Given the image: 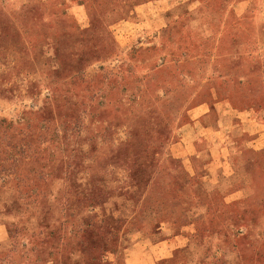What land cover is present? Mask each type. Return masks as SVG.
Instances as JSON below:
<instances>
[{"label": "rangeland", "instance_id": "374dc122", "mask_svg": "<svg viewBox=\"0 0 264 264\" xmlns=\"http://www.w3.org/2000/svg\"><path fill=\"white\" fill-rule=\"evenodd\" d=\"M0 264H264V0H0Z\"/></svg>", "mask_w": 264, "mask_h": 264}, {"label": "crops", "instance_id": "0c3cea01", "mask_svg": "<svg viewBox=\"0 0 264 264\" xmlns=\"http://www.w3.org/2000/svg\"><path fill=\"white\" fill-rule=\"evenodd\" d=\"M200 110H203V109H202V108H200V109H199V112H198V110H197V114L201 112Z\"/></svg>", "mask_w": 264, "mask_h": 264}, {"label": "trees", "instance_id": "16d2710c", "mask_svg": "<svg viewBox=\"0 0 264 264\" xmlns=\"http://www.w3.org/2000/svg\"><path fill=\"white\" fill-rule=\"evenodd\" d=\"M197 109H200V108H197ZM199 111V110H198Z\"/></svg>", "mask_w": 264, "mask_h": 264}]
</instances>
